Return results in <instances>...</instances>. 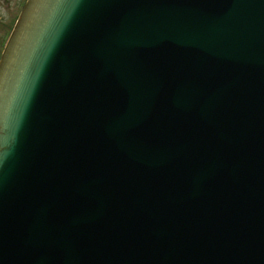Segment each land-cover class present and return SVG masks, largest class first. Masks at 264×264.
I'll list each match as a JSON object with an SVG mask.
<instances>
[{
    "label": "water",
    "instance_id": "water-1",
    "mask_svg": "<svg viewBox=\"0 0 264 264\" xmlns=\"http://www.w3.org/2000/svg\"><path fill=\"white\" fill-rule=\"evenodd\" d=\"M0 264H264V0H27Z\"/></svg>",
    "mask_w": 264,
    "mask_h": 264
},
{
    "label": "flooded vegetation",
    "instance_id": "flooded-vegetation-1",
    "mask_svg": "<svg viewBox=\"0 0 264 264\" xmlns=\"http://www.w3.org/2000/svg\"><path fill=\"white\" fill-rule=\"evenodd\" d=\"M25 2L26 0H0V56Z\"/></svg>",
    "mask_w": 264,
    "mask_h": 264
},
{
    "label": "rangeland",
    "instance_id": "rangeland-1",
    "mask_svg": "<svg viewBox=\"0 0 264 264\" xmlns=\"http://www.w3.org/2000/svg\"><path fill=\"white\" fill-rule=\"evenodd\" d=\"M12 12V10H10ZM3 13H5V11H3Z\"/></svg>",
    "mask_w": 264,
    "mask_h": 264
}]
</instances>
